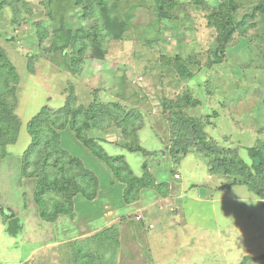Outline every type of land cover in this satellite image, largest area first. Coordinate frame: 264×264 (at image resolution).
<instances>
[{"label": "rangeland", "instance_id": "obj_1", "mask_svg": "<svg viewBox=\"0 0 264 264\" xmlns=\"http://www.w3.org/2000/svg\"><path fill=\"white\" fill-rule=\"evenodd\" d=\"M174 1L179 6L170 3L160 13L150 0L123 4L118 16L128 27L122 38L104 49L93 45L75 73L52 59L49 33L43 32L44 42L38 45L32 24L23 22L9 33L11 13L0 15V48L19 77L14 110L19 129L15 143L0 156V205L12 209L21 224L12 237L5 232L12 224L3 225L0 218V263L24 264L29 253L26 264H101L98 258L108 264H264V203L238 176L209 175L208 160L200 154L190 151L173 164L164 120L178 97L197 100L198 105L188 104L182 112L200 120L208 142L236 152L250 165L249 148L258 140L264 143V14L256 15L247 31L249 51L235 41L222 62L209 69L215 36L206 14L188 8L187 0ZM42 2L46 8L40 0L31 8L36 26L47 13L56 19L65 15ZM253 3L245 1L238 12L246 13ZM175 56L186 68L178 70ZM183 69L191 75L183 76ZM70 96L74 106L115 102L138 112V143L150 156L121 148L119 131L95 130L90 136L99 137L107 155H122L135 176L143 175L146 163L157 184L167 180V192L144 189L137 201L125 205L120 182L66 129L60 133L62 148L96 175L100 191L93 201H78L73 221L63 216L43 222L33 181L20 175L21 155L30 143L27 123L44 107L60 109ZM171 168L179 177L170 178ZM108 228L118 235L115 254L93 249V238L98 241Z\"/></svg>", "mask_w": 264, "mask_h": 264}, {"label": "trees", "instance_id": "obj_2", "mask_svg": "<svg viewBox=\"0 0 264 264\" xmlns=\"http://www.w3.org/2000/svg\"><path fill=\"white\" fill-rule=\"evenodd\" d=\"M36 1L0 0V15L6 10L11 13L9 33L16 31L23 22L32 24L38 35V45L44 42L43 32L49 33L52 59L58 61L59 67L72 73L80 70L86 53L93 45L104 49L109 43L120 40L128 27L125 18L118 16V9L124 10L126 7L123 4H128L131 0H46L47 6H54V9L65 12V15L56 19L54 15L47 13L39 26L32 21L31 8L35 7ZM150 1L157 13L168 8L170 3L173 7L178 5L174 0ZM245 1L248 4L253 2V0H214L210 3L209 0H187L188 8L204 11L207 26L213 30L215 36L209 53L211 60L209 69L222 62L233 44L237 45L241 41L242 45L237 47L249 51L250 46H247V49L246 42L249 44L251 42L244 40L248 37V29L254 27L253 21L256 15L264 14V0H255L256 3L242 14L238 11ZM42 4L40 0V7L46 8ZM53 8L49 9L53 10ZM66 13H70L71 17L68 18ZM235 41L238 43L236 44ZM174 60L177 64L180 58L175 56ZM183 63L184 61L176 65L179 71L182 67L186 68ZM32 68V64L29 63V70L33 71ZM181 73L186 77L191 75L188 69H183ZM238 73L239 71L236 70L235 74ZM18 83L19 77L15 66L0 48V156L2 154L5 156L6 146L14 144L17 138L19 122L14 110ZM188 104L193 106L198 105L199 102L190 101L186 95L180 96L176 100V105L168 107V113L164 118L169 131L171 143L169 152L173 164L180 163L190 151L200 154L208 160L209 175L238 176L247 189L264 203V143L258 140L254 147L249 148L251 163L247 165L236 152L231 153L206 140L200 120L182 112V107ZM139 117L138 112L127 110L115 102L106 104L96 102L87 107L74 106L73 97L70 96L60 109L52 111L44 107L27 123L30 143L21 155L20 175L22 180L33 181L34 202L38 217L43 222L54 223L63 216L73 221L75 206L79 207L78 201H93L100 191L99 179L96 175L77 157L62 148L60 133L66 129H69L80 145L111 172L114 181L120 182L123 187L122 201L125 205L137 201L144 189H154L158 193L163 190L167 192V180L159 181L160 184H157L149 174L146 163L142 165L143 175L135 176L122 155H107L100 147L99 137L90 136L95 130L101 134L109 130L119 131L121 148L148 157L151 155L150 152L138 143L137 135L141 130ZM156 153L153 152L152 155L155 156ZM169 174L173 179L174 175L179 177L172 168ZM0 218L3 225L12 224L8 230L5 229L6 234L16 237L21 230V224L12 209L0 205ZM140 222L143 221L138 220L137 224ZM143 225L150 230L147 222ZM98 236V241L95 240L97 236L92 240L94 244L97 242L93 249L109 252L113 250L115 254L118 235L114 229L102 230ZM82 244L79 243L78 246ZM260 258L264 259V255ZM97 261L108 264L101 258ZM79 263L88 264L81 261Z\"/></svg>", "mask_w": 264, "mask_h": 264}, {"label": "crops", "instance_id": "obj_3", "mask_svg": "<svg viewBox=\"0 0 264 264\" xmlns=\"http://www.w3.org/2000/svg\"><path fill=\"white\" fill-rule=\"evenodd\" d=\"M226 188H228V187H226ZM30 252H31V251H30ZM28 254H29V253H28ZM28 254H26V255L23 257V260H22L23 263H26L27 258L30 257ZM0 264H9V263L4 262V263H0ZM21 264H22V263H21Z\"/></svg>", "mask_w": 264, "mask_h": 264}, {"label": "built area", "instance_id": "obj_4", "mask_svg": "<svg viewBox=\"0 0 264 264\" xmlns=\"http://www.w3.org/2000/svg\"><path fill=\"white\" fill-rule=\"evenodd\" d=\"M139 220V219H138Z\"/></svg>", "mask_w": 264, "mask_h": 264}]
</instances>
